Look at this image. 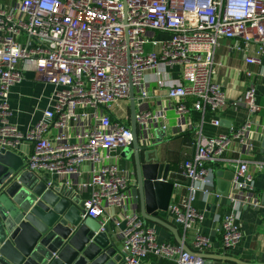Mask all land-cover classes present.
Instances as JSON below:
<instances>
[{"label":"built area","instance_id":"built-area-1","mask_svg":"<svg viewBox=\"0 0 264 264\" xmlns=\"http://www.w3.org/2000/svg\"><path fill=\"white\" fill-rule=\"evenodd\" d=\"M158 33L165 37H156ZM221 40L236 41L234 48L244 53L245 63L263 64L264 0H20L1 7L0 147L16 151L30 143L25 169L48 176V187L58 182L73 185L87 164L90 177L80 181L89 192L83 214L117 233L126 264H145L150 256L206 264L200 253L210 250L213 241L201 227L205 212L193 206L195 192H210L211 165L223 162L233 172V187L245 191L250 201L256 188L250 159L226 158L225 153L239 141L247 155L253 154L254 122L247 120L214 137L200 135L195 154L182 164L188 194L171 201L167 217L183 228L185 237L192 234L193 253L159 241L156 227L133 204L132 179L118 164L117 152L133 144L127 101L132 88L142 100L148 97V72L167 88L178 114L188 111V97L195 99L196 109L209 107L216 114L229 104L215 79ZM174 65L182 66V80L171 83L162 76ZM29 69L54 89L43 117L22 131L9 120V95ZM246 75L254 73L246 69ZM239 102L251 115L261 109L254 83ZM166 118L163 109H137L142 140L147 142L152 125ZM220 123L219 117L212 118V124ZM241 205L235 202L220 223L226 251L235 250L243 239Z\"/></svg>","mask_w":264,"mask_h":264},{"label":"crops","instance_id":"crops-1","mask_svg":"<svg viewBox=\"0 0 264 264\" xmlns=\"http://www.w3.org/2000/svg\"><path fill=\"white\" fill-rule=\"evenodd\" d=\"M20 0H0L1 7H11L18 4ZM156 37L163 38L164 34L158 33ZM24 40L25 37H22ZM234 40H221L216 51V73L215 79L225 90L229 104L218 114L209 107L206 109H196L195 99L188 97L185 100L188 111L178 114L174 108L173 100L168 98L167 88L160 86L154 72H148L146 89L148 97L141 98L138 89H134L136 108H150L151 110H164L166 120H159L152 125L150 137L145 138L144 144L156 149L162 162L170 165L169 177L175 181V191L172 201H180L188 194L187 185L189 180L183 172V162L191 158L197 149L198 137H214L222 133H227L232 127H238L247 120L254 122L251 132V139L255 146L252 155H247L243 145L239 141H234L230 149L225 153L226 158L250 159V170L255 178V190L251 193L249 202L245 200L246 193L243 190L235 189L230 176L231 169L224 166L223 162L213 163L212 181L208 186L210 192L197 190L194 195L193 206L201 209L206 214V220L201 227L209 234L213 241V247L204 253L210 254L213 258H208L212 264H264V154L261 152V141L264 132V61L261 65L247 64L244 61V53L234 48ZM256 46L252 45L250 53L253 54ZM246 69L254 73L253 77L246 75ZM162 77L168 82H178L182 80V66H167ZM25 78L20 83L14 85L9 95V103L12 108V115L9 117L11 123L18 126L22 131H27L39 121L44 111L49 106L53 86L46 83L33 69L25 71ZM254 83L257 89L258 101L261 109L251 115L246 105L239 102L246 88ZM238 102V104H233ZM131 97L127 101V112L131 115ZM118 111V110H117ZM121 112V111H118ZM219 117V126L212 124V118ZM167 124V129H163V124ZM73 133L72 130L70 132ZM165 135V136H164ZM162 138V140H161ZM26 149V147H25ZM123 148L119 150L117 162L121 168L127 170L132 179L131 195L133 204L139 206V190L137 187V177L135 171L134 155H123ZM25 161L28 152L21 147L16 150ZM84 171L80 178H75V187L84 199L89 195L88 190L81 188L80 181L90 177L89 166L84 164L81 167ZM257 201V203H256ZM235 202H240L241 214L239 224L242 228L243 239L235 250L226 251L223 248L220 223L223 215L228 212ZM246 204L244 205V203ZM139 213L141 210L138 208ZM162 218V217H161ZM165 219L169 221L166 216ZM171 223V222H170ZM157 229L158 238L161 242L178 244L175 235L169 229L156 222H150ZM173 224V223H171ZM175 225V224H173ZM176 226V225H175ZM181 238L192 249V234L185 233L182 227H178ZM112 239L117 243L119 250L123 252V244L117 233H111ZM145 264H178L173 260L150 256Z\"/></svg>","mask_w":264,"mask_h":264},{"label":"water","instance_id":"water-1","mask_svg":"<svg viewBox=\"0 0 264 264\" xmlns=\"http://www.w3.org/2000/svg\"><path fill=\"white\" fill-rule=\"evenodd\" d=\"M131 91L133 144L123 155H134L140 194L136 207L143 218L165 226L184 250L193 253L179 229L165 219L175 181L169 177L170 165L141 138L134 88ZM262 138L264 154V132ZM29 147L30 143L21 145L28 154ZM48 181V176L26 170L24 158L16 151L0 147V264H126L110 227L84 216V201L75 187L64 182L48 187ZM206 264L212 263L206 260Z\"/></svg>","mask_w":264,"mask_h":264}]
</instances>
